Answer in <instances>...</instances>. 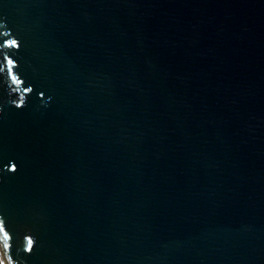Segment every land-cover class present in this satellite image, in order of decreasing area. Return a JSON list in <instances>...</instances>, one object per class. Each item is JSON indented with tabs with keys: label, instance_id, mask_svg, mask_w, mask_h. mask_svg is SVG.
<instances>
[{
	"label": "water",
	"instance_id": "obj_1",
	"mask_svg": "<svg viewBox=\"0 0 264 264\" xmlns=\"http://www.w3.org/2000/svg\"><path fill=\"white\" fill-rule=\"evenodd\" d=\"M6 32L3 264H264V0H0Z\"/></svg>",
	"mask_w": 264,
	"mask_h": 264
},
{
	"label": "snow or ice",
	"instance_id": "obj_2",
	"mask_svg": "<svg viewBox=\"0 0 264 264\" xmlns=\"http://www.w3.org/2000/svg\"><path fill=\"white\" fill-rule=\"evenodd\" d=\"M11 36V33H4V38L0 39V48H12V47H16L19 48L20 47V43L17 39H12V38H8ZM7 64L9 65V70L11 71L12 67L15 66V61L12 60L11 58L7 59ZM12 79L14 81H16L17 83H22V81H19L17 79V77L13 74L12 75ZM29 89H25V91H28ZM22 105H18V107H20ZM13 171L15 170V165L12 166ZM5 235H7V232H5ZM29 243L31 244V241H29ZM31 247L28 249V251H31ZM0 264H3V262H0Z\"/></svg>",
	"mask_w": 264,
	"mask_h": 264
},
{
	"label": "trees",
	"instance_id": "obj_3",
	"mask_svg": "<svg viewBox=\"0 0 264 264\" xmlns=\"http://www.w3.org/2000/svg\"><path fill=\"white\" fill-rule=\"evenodd\" d=\"M0 262H3V257H2L1 251H0Z\"/></svg>",
	"mask_w": 264,
	"mask_h": 264
}]
</instances>
